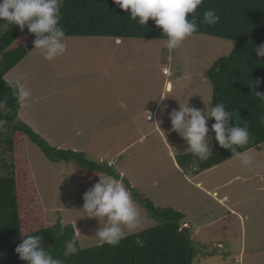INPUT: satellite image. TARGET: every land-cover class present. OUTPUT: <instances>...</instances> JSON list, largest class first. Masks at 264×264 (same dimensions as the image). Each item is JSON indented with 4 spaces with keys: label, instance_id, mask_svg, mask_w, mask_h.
<instances>
[{
    "label": "rangeland",
    "instance_id": "obj_1",
    "mask_svg": "<svg viewBox=\"0 0 264 264\" xmlns=\"http://www.w3.org/2000/svg\"><path fill=\"white\" fill-rule=\"evenodd\" d=\"M67 40L64 55L48 61L35 49L6 75L5 80L22 77L33 93L20 119L51 147L84 153L111 167L128 189L130 184L142 219L127 236L160 224L151 204L159 213L174 209L185 215L194 264H264V144L248 150L254 158L248 167L236 157L217 163L213 140V155L200 160L169 119L179 103L197 109L212 104L208 72L236 43L192 35L169 51L166 40ZM3 139L0 175L27 167L28 160L47 223L72 226L83 249L99 245L95 234L103 221L82 211L83 195L109 174L51 162L28 138L8 151Z\"/></svg>",
    "mask_w": 264,
    "mask_h": 264
},
{
    "label": "trees",
    "instance_id": "obj_2",
    "mask_svg": "<svg viewBox=\"0 0 264 264\" xmlns=\"http://www.w3.org/2000/svg\"><path fill=\"white\" fill-rule=\"evenodd\" d=\"M208 10H215L220 17L217 23L204 22L203 14ZM61 11L60 24L67 38L167 40L154 20L150 18L141 25L115 0H64ZM195 19L198 30L193 35L236 43L233 53L216 62L208 72L213 87L212 105L225 104L226 109L234 113L233 124L248 122L250 142L239 151L259 148L264 144V101L256 92L264 94V58H258L253 49L264 44V0H203L195 12ZM34 39L27 28L21 30L17 25L0 21V99L6 98L9 108L6 116H0L9 122L7 130L0 131V139L5 137L6 149L13 151L15 141L28 138L51 162L73 163L80 171L107 173L121 180L111 167L89 161L84 153L51 147L20 119L22 105L12 95L5 77L35 50ZM211 134L214 137V132ZM212 140L217 163L235 157ZM13 171L8 176L0 175V264H27L19 259L15 248L28 235H41L47 251L63 259L64 264H194L195 246L191 228H183V213L174 209L159 213L149 204V210L160 220L157 227L127 236L115 247L104 244L83 249L72 226L64 227L61 221L54 225L47 223L28 160L27 167L20 164ZM129 187L131 189L130 184ZM137 236L142 246L136 243ZM69 240H75L79 250L65 257V245Z\"/></svg>",
    "mask_w": 264,
    "mask_h": 264
},
{
    "label": "clouds",
    "instance_id": "obj_3",
    "mask_svg": "<svg viewBox=\"0 0 264 264\" xmlns=\"http://www.w3.org/2000/svg\"><path fill=\"white\" fill-rule=\"evenodd\" d=\"M63 2L64 0H0V21H6L7 25H17L21 30L27 28L35 36L34 49L39 50L44 59L52 61L68 50L66 33L60 24ZM115 3L129 13L132 20H138L143 26L150 18L154 20L155 25L167 37L164 46L171 51L179 48L188 37L197 32L195 12L203 0H115ZM203 15L204 22L210 25L220 19L215 10L205 11ZM253 51L258 58H264V44ZM5 82L18 104L26 105L31 100L33 93L25 86L22 77ZM256 96L264 101V94L256 92ZM204 104L205 109H197L189 106L188 101L185 105L179 103L178 110L174 109L169 113L171 130L186 141L187 149L200 160H207L213 155L210 142L215 139L221 148L230 150L243 166H251L253 156L248 151L238 150L250 142L248 122L233 124L234 113L228 111L223 103H216L214 106ZM8 111L7 99H0V116H6ZM210 118L215 121L211 128L208 126ZM8 123L6 119H0V131L7 130ZM210 131L214 132V137L209 135ZM83 200L82 211L86 216L97 218L100 223L103 221L95 234L100 246L107 244L115 247L129 233H134L141 227L138 204L128 187L114 176H99V181L84 193ZM136 243L142 246L139 236ZM78 250L77 242L69 240L65 245L64 256L74 255ZM15 252L27 264H64L63 259L54 257L47 251L41 235L23 237Z\"/></svg>",
    "mask_w": 264,
    "mask_h": 264
},
{
    "label": "crops",
    "instance_id": "obj_4",
    "mask_svg": "<svg viewBox=\"0 0 264 264\" xmlns=\"http://www.w3.org/2000/svg\"><path fill=\"white\" fill-rule=\"evenodd\" d=\"M215 194H216V193H215ZM78 227H79V226L77 225V229H78Z\"/></svg>",
    "mask_w": 264,
    "mask_h": 264
}]
</instances>
